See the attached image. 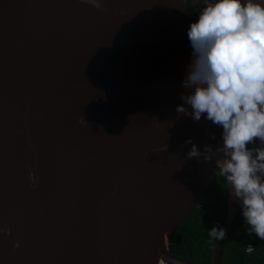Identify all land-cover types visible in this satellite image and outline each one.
Instances as JSON below:
<instances>
[{
	"label": "water",
	"instance_id": "water-1",
	"mask_svg": "<svg viewBox=\"0 0 264 264\" xmlns=\"http://www.w3.org/2000/svg\"><path fill=\"white\" fill-rule=\"evenodd\" d=\"M101 3L0 0V264H193L172 236L221 155L189 158L221 130L176 111L194 6ZM238 211L227 188L211 264Z\"/></svg>",
	"mask_w": 264,
	"mask_h": 264
},
{
	"label": "clouds",
	"instance_id": "clouds-1",
	"mask_svg": "<svg viewBox=\"0 0 264 264\" xmlns=\"http://www.w3.org/2000/svg\"><path fill=\"white\" fill-rule=\"evenodd\" d=\"M81 2L102 7L101 0ZM191 5L197 7L185 30L191 59L181 80L188 91L176 111L193 120L203 116L221 131L214 150L198 149L188 138L186 155L198 158L203 152L207 161L221 154L216 176L238 199L245 233L264 240V0H191ZM28 180L35 188L31 171ZM206 231L210 242L226 235L218 223Z\"/></svg>",
	"mask_w": 264,
	"mask_h": 264
},
{
	"label": "trees",
	"instance_id": "trees-1",
	"mask_svg": "<svg viewBox=\"0 0 264 264\" xmlns=\"http://www.w3.org/2000/svg\"><path fill=\"white\" fill-rule=\"evenodd\" d=\"M188 2L186 0V7ZM195 12L196 9L192 19ZM226 213L227 188L223 178L215 175L198 206L176 228L169 253L193 264H211L216 240L210 242L206 230L216 223L222 226ZM246 227L238 213L224 241L218 264H264V240L254 234L249 238ZM248 244L252 246L249 252L246 251Z\"/></svg>",
	"mask_w": 264,
	"mask_h": 264
},
{
	"label": "built area",
	"instance_id": "built-area-1",
	"mask_svg": "<svg viewBox=\"0 0 264 264\" xmlns=\"http://www.w3.org/2000/svg\"><path fill=\"white\" fill-rule=\"evenodd\" d=\"M246 234H247L249 237H252V234H251V233H249V232L247 231V229H246ZM248 246H249V244L247 245V249H246V251H248V252H249V250H248Z\"/></svg>",
	"mask_w": 264,
	"mask_h": 264
},
{
	"label": "flooded vegetation",
	"instance_id": "flooded-vegetation-1",
	"mask_svg": "<svg viewBox=\"0 0 264 264\" xmlns=\"http://www.w3.org/2000/svg\"><path fill=\"white\" fill-rule=\"evenodd\" d=\"M188 3H189V2H188ZM194 9H196V11H197V7H194L193 10H194Z\"/></svg>",
	"mask_w": 264,
	"mask_h": 264
}]
</instances>
